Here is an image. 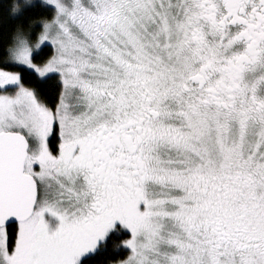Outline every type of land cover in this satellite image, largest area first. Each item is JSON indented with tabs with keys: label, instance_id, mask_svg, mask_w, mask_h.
<instances>
[{
	"label": "snow or ice",
	"instance_id": "1",
	"mask_svg": "<svg viewBox=\"0 0 264 264\" xmlns=\"http://www.w3.org/2000/svg\"><path fill=\"white\" fill-rule=\"evenodd\" d=\"M0 264H264V0H0Z\"/></svg>",
	"mask_w": 264,
	"mask_h": 264
}]
</instances>
